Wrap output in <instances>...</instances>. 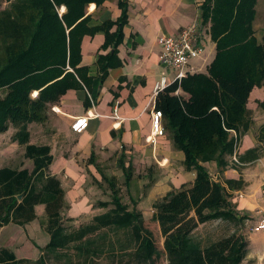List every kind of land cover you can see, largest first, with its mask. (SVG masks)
<instances>
[{
    "label": "trees",
    "instance_id": "16d2710c",
    "mask_svg": "<svg viewBox=\"0 0 264 264\" xmlns=\"http://www.w3.org/2000/svg\"><path fill=\"white\" fill-rule=\"evenodd\" d=\"M0 10V133L13 124V140L24 146L25 157L33 164L27 169H0V227L9 223L23 226L36 218L35 206L44 205L41 225L49 236L39 248L36 259L17 258L0 247V264H97L100 259L118 264H154L160 255L152 235L143 226L130 195L133 164L126 161L125 148L118 156L124 185L132 207L124 203L116 178L103 173L91 153L102 181L107 185L109 201H98L104 212L88 223L67 230L64 220L68 204L59 179L45 174L52 162L50 148L29 144L27 124L40 120V113L69 89L81 85L77 65L81 60V41L85 35L102 31L103 47L112 52L98 56L102 82L115 63L122 28L127 23V0H116L121 15L100 26L88 25L89 4L100 8L111 0H5ZM257 0H204L200 5L202 24H209L215 54L205 72L187 73L155 98L161 111L162 126L174 149L183 152L186 171H194L191 183L172 188L152 204V221L163 239L167 264H241L248 240L239 233L247 216L232 202L229 191L240 190L244 182L215 181L204 164L215 163L219 171L250 163L264 156V124L256 134L257 144L243 154H235L241 135L252 120L247 101L254 87H264V34L255 36L253 22ZM65 8L60 14L59 9ZM116 30L110 33V29ZM68 68L71 70L69 71ZM178 90L187 98L175 94ZM37 91L35 98L31 93ZM264 110V101L258 102ZM234 131L236 137L231 136ZM236 156V162L231 157ZM230 159V160H229ZM153 182L152 173L143 176ZM100 185V182L95 179ZM18 195H22L18 199ZM223 221L235 226L228 235L205 245L195 237L200 225Z\"/></svg>",
    "mask_w": 264,
    "mask_h": 264
},
{
    "label": "crops",
    "instance_id": "0c3cea01",
    "mask_svg": "<svg viewBox=\"0 0 264 264\" xmlns=\"http://www.w3.org/2000/svg\"><path fill=\"white\" fill-rule=\"evenodd\" d=\"M203 1L127 0V23L122 28L123 39L117 46L116 60H112L119 64L109 69L101 82L97 59L99 55L105 56L112 52V47H103L105 36L102 31L93 36L85 35L80 45L81 60L77 65L82 69L80 79L78 78L81 86L78 89L67 90L58 101L49 103L41 111L39 121L27 124L29 144L46 145L50 148L53 159L45 174L59 179L64 190V200L68 204L66 211L68 218L87 217L93 211L89 198L90 189L87 188V174L96 176L94 164L89 163L91 153L94 154L96 163V160L105 154V150L121 152L124 146L125 153L132 156L137 154L145 162L155 161L165 174L160 182L166 186L164 195L172 188H179L182 184L193 181L195 172L184 169L183 152L173 148L165 132L155 138L154 144L146 142L145 138L152 131L154 84L160 76H170V71L159 62L162 48L157 39L163 35L176 38L183 28L198 23L200 24L198 42L204 45L205 54L192 60L187 71L205 72L214 57L215 44L210 40L209 24L203 25L200 17V5ZM259 3L260 0H257L253 22L256 37V29L259 26ZM64 10L63 7L60 14ZM86 13L90 16L88 25L95 27L107 21H116L121 15V10L117 1L111 0L105 1L98 9L94 4H89ZM115 30L114 25L110 33ZM257 39L259 40L258 37ZM68 70L71 71L69 68ZM37 93L33 91L31 97L35 98ZM177 94L187 98V95L180 91ZM261 101H264V87H254L247 101L252 124L248 131L240 136L235 154H243L257 144V130L264 124V110L259 109L257 104ZM87 112L93 115L89 118L87 128L81 133H74L70 129L73 119L84 116ZM16 131L17 128L9 123L7 130L0 133V169L31 171L33 164L25 157L24 146L13 140ZM233 135L231 133V136ZM234 156L230 158L231 161ZM204 165L215 181L242 178L243 187L240 190L229 191L232 202L241 214L248 216L259 206L260 194L263 196L264 207V156L250 163L238 164L237 170L227 167L219 171L213 162ZM211 169L214 170V175L211 174ZM39 205L34 208L35 214ZM10 225L16 224L4 225L0 227V232ZM25 241L26 239L11 235L6 240L7 243H4L10 247L6 245L0 247L11 249L17 258L39 257L40 250L32 241ZM16 246L29 252L33 249L38 250L37 256L19 257L11 248Z\"/></svg>",
    "mask_w": 264,
    "mask_h": 264
},
{
    "label": "rangeland",
    "instance_id": "374dc122",
    "mask_svg": "<svg viewBox=\"0 0 264 264\" xmlns=\"http://www.w3.org/2000/svg\"><path fill=\"white\" fill-rule=\"evenodd\" d=\"M7 2L0 0V10L5 8ZM259 26L256 29V35L260 41L264 34V0H260L259 3ZM258 131V130H257ZM264 150V144L261 145ZM120 152H113L105 150V154L101 156L99 160H96L99 168L104 174L113 176L116 178L117 184L120 188L121 197L124 203L132 207L130 201V195L137 199L138 204L136 208L141 212L143 217V226L151 232L152 240L159 250L160 255L156 258L154 264H167L166 257L163 253L162 248V237L159 232V228L156 222L152 221V204L155 200L162 197L165 193L166 186L160 184L164 173L159 167V164L154 162H145L137 154H127L126 161L132 162L133 164V181L130 189V195L124 185V178L120 167L118 166V156ZM152 173L153 182L148 187L149 180L143 176L149 172ZM96 176L87 174V188H89V198L93 205L92 212L87 217L79 219L64 220V226L67 230L77 228L81 224L88 223L92 216L95 214L104 212L105 209L98 208L96 203L98 201H109L110 193L107 185L102 181L99 173L94 171ZM211 174L214 175V170L211 169ZM95 179L100 182L98 185ZM259 198V197H258ZM257 201V200H256ZM263 196L260 194L259 206L247 216L244 224L238 228L239 233H242L248 240L247 253L241 264H264V232L255 229L257 218L260 215V211L263 209ZM67 211V210H66ZM65 211V216H66ZM67 217V216H66ZM45 219L44 206L39 205L36 209V219L29 223L27 226L10 225L0 232V245H6V240L9 236L20 237L25 242H30L37 247L42 248L48 241V235L42 229L41 222ZM235 230V226L232 224L215 220L203 225H200L195 232V237L199 239L203 245L219 239L222 236L228 235ZM8 246V245H6ZM25 246H27L25 244ZM10 247V246H8ZM19 257H34L37 256L38 250H22L20 247H11ZM25 248V247H24ZM27 249V248H26ZM28 255V256H27ZM97 264H118V262L110 263L106 259H100Z\"/></svg>",
    "mask_w": 264,
    "mask_h": 264
},
{
    "label": "built area",
    "instance_id": "2783aa9c",
    "mask_svg": "<svg viewBox=\"0 0 264 264\" xmlns=\"http://www.w3.org/2000/svg\"><path fill=\"white\" fill-rule=\"evenodd\" d=\"M199 27L200 24L193 23L183 28L176 38L163 35L157 39L158 44L162 48L159 55V62L170 71V76L167 77L162 75L159 80L155 82L152 92L153 98H156L159 93L163 92L170 85L174 83L179 84L186 74L189 73L187 68H189L190 62L205 54L204 45L198 42ZM177 93L178 90L175 91V94ZM116 115L117 108L115 107L114 116L116 117ZM92 116L93 115L90 114V112H87L84 116L75 117L70 125V129L74 133H81L87 128L89 118ZM151 124V134L145 138V141L154 144L155 138L164 133L161 111L156 110L155 108H153L151 113ZM231 133L236 137L234 131ZM233 160L236 161L235 156L233 157ZM255 229L264 232V207L257 218Z\"/></svg>",
    "mask_w": 264,
    "mask_h": 264
},
{
    "label": "water",
    "instance_id": "95a60500",
    "mask_svg": "<svg viewBox=\"0 0 264 264\" xmlns=\"http://www.w3.org/2000/svg\"><path fill=\"white\" fill-rule=\"evenodd\" d=\"M21 197H22V195H18V197H17V198H18V199H20Z\"/></svg>",
    "mask_w": 264,
    "mask_h": 264
},
{
    "label": "bare ground",
    "instance_id": "6f19581e",
    "mask_svg": "<svg viewBox=\"0 0 264 264\" xmlns=\"http://www.w3.org/2000/svg\"><path fill=\"white\" fill-rule=\"evenodd\" d=\"M91 6V5H90ZM91 8H93V7H91ZM62 10H63V7L61 8ZM61 9H59V11L61 10ZM62 12V11H61Z\"/></svg>",
    "mask_w": 264,
    "mask_h": 264
}]
</instances>
